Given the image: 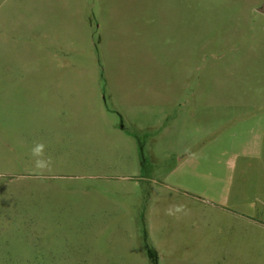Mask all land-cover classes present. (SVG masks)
Masks as SVG:
<instances>
[{
  "label": "rangeland",
  "instance_id": "374dc122",
  "mask_svg": "<svg viewBox=\"0 0 264 264\" xmlns=\"http://www.w3.org/2000/svg\"><path fill=\"white\" fill-rule=\"evenodd\" d=\"M250 105L264 0H0V264H264V158H190Z\"/></svg>",
  "mask_w": 264,
  "mask_h": 264
},
{
  "label": "crops",
  "instance_id": "0c3cea01",
  "mask_svg": "<svg viewBox=\"0 0 264 264\" xmlns=\"http://www.w3.org/2000/svg\"><path fill=\"white\" fill-rule=\"evenodd\" d=\"M245 108V122H239L235 128H227L224 133L220 125L213 124L207 129L206 135L200 138L199 144L202 145L197 156L190 157L204 158L200 167L213 177H217L216 170L220 171L221 158H264V114L261 113L264 107L250 105ZM235 119L236 117H230L229 122ZM211 206L218 212L231 213L226 201L212 202Z\"/></svg>",
  "mask_w": 264,
  "mask_h": 264
},
{
  "label": "clouds",
  "instance_id": "9594fccd",
  "mask_svg": "<svg viewBox=\"0 0 264 264\" xmlns=\"http://www.w3.org/2000/svg\"><path fill=\"white\" fill-rule=\"evenodd\" d=\"M31 155L34 159V170L37 174H42L51 167V158L45 156V145L43 143H35L31 149Z\"/></svg>",
  "mask_w": 264,
  "mask_h": 264
},
{
  "label": "trees",
  "instance_id": "16d2710c",
  "mask_svg": "<svg viewBox=\"0 0 264 264\" xmlns=\"http://www.w3.org/2000/svg\"><path fill=\"white\" fill-rule=\"evenodd\" d=\"M149 256L151 260L153 261V264H157V255L154 251L149 250Z\"/></svg>",
  "mask_w": 264,
  "mask_h": 264
}]
</instances>
